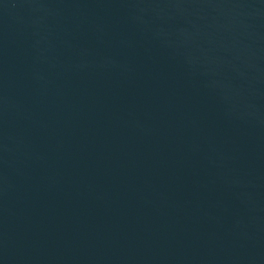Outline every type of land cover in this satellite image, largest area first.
Listing matches in <instances>:
<instances>
[{
	"label": "water",
	"instance_id": "water-1",
	"mask_svg": "<svg viewBox=\"0 0 264 264\" xmlns=\"http://www.w3.org/2000/svg\"><path fill=\"white\" fill-rule=\"evenodd\" d=\"M0 264H264V0H0Z\"/></svg>",
	"mask_w": 264,
	"mask_h": 264
}]
</instances>
